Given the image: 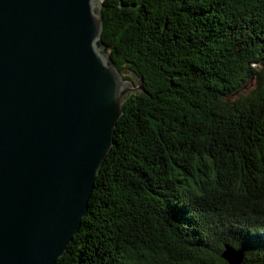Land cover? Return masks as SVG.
I'll list each match as a JSON object with an SVG mask.
<instances>
[{
  "label": "trees",
  "instance_id": "1",
  "mask_svg": "<svg viewBox=\"0 0 264 264\" xmlns=\"http://www.w3.org/2000/svg\"><path fill=\"white\" fill-rule=\"evenodd\" d=\"M101 13L117 68L146 93L124 104L57 264H229L227 246L264 264V0H103Z\"/></svg>",
  "mask_w": 264,
  "mask_h": 264
},
{
  "label": "water",
  "instance_id": "2",
  "mask_svg": "<svg viewBox=\"0 0 264 264\" xmlns=\"http://www.w3.org/2000/svg\"><path fill=\"white\" fill-rule=\"evenodd\" d=\"M103 0H0V264H57L89 214L131 94ZM222 258L244 264L227 246Z\"/></svg>",
  "mask_w": 264,
  "mask_h": 264
},
{
  "label": "rangeland",
  "instance_id": "3",
  "mask_svg": "<svg viewBox=\"0 0 264 264\" xmlns=\"http://www.w3.org/2000/svg\"><path fill=\"white\" fill-rule=\"evenodd\" d=\"M102 3H103V1H102ZM101 7H102V6H100V9H101ZM123 74H124L125 78L127 77V78H130V79H131V81L128 80L129 82L135 83V86H136V87L138 86L137 81H136V80H137V79H136L137 76H136V77H132V75H128V74H125V73H123ZM135 75H136V74H134L133 76H135ZM254 87H255V83L252 82V83L248 86V88H247L245 91L248 93V92H249L252 88H254ZM133 95H137V94H134V93L131 94L130 97L128 98V100H129V99L131 98V96H133ZM128 100H127V101H128ZM125 103H126V102H125ZM125 103H124V104H125ZM123 107H124V106H123Z\"/></svg>",
  "mask_w": 264,
  "mask_h": 264
},
{
  "label": "bare ground",
  "instance_id": "4",
  "mask_svg": "<svg viewBox=\"0 0 264 264\" xmlns=\"http://www.w3.org/2000/svg\"><path fill=\"white\" fill-rule=\"evenodd\" d=\"M236 222V221H235Z\"/></svg>",
  "mask_w": 264,
  "mask_h": 264
}]
</instances>
